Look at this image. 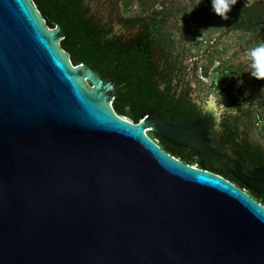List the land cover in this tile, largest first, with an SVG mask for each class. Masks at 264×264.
<instances>
[{"label":"water","instance_id":"95a60500","mask_svg":"<svg viewBox=\"0 0 264 264\" xmlns=\"http://www.w3.org/2000/svg\"><path fill=\"white\" fill-rule=\"evenodd\" d=\"M48 22L0 0V264H264V205L147 134L220 165L197 125L119 116L113 84L72 64Z\"/></svg>","mask_w":264,"mask_h":264},{"label":"flooded vegetation","instance_id":"af4514ba","mask_svg":"<svg viewBox=\"0 0 264 264\" xmlns=\"http://www.w3.org/2000/svg\"><path fill=\"white\" fill-rule=\"evenodd\" d=\"M159 1L52 0V4L63 3L72 10L68 21L81 31L74 36L76 46L72 56L68 53L69 59L72 64L89 66L104 84H113L115 95L111 106L119 116L125 115L134 123H141L145 119L154 121L160 114L168 124L182 128L197 125L199 135L192 143L200 144L202 151L215 153L220 165H227V169L219 164H208L191 145L172 143L153 128L147 134L161 147L160 141L163 140L172 149L194 157L199 168L223 176L264 205V94L262 92L255 100L247 94L242 68L231 61H224L222 53H219L215 55L219 63L216 68L222 70L229 66L232 69L227 84L222 85L233 91L224 94V98L215 96V105L212 106L213 94L210 91L213 88L205 85L197 72L198 69L203 72L205 68H211L213 60L202 65L197 61L210 49L205 50L201 44L196 46L197 40L202 38H193L196 27L203 25L207 43L209 38L214 40L216 29L222 28V33L227 36L243 41L259 40L257 48L264 43V25L259 21L251 24L246 17L239 23L229 20L237 12L238 4L247 8L251 6L244 0L232 4L228 19L211 11L212 0H204L207 10L197 6L190 13L181 7L176 8L178 0ZM262 2L259 3L261 12L264 11ZM91 11L93 15L89 17ZM211 13L214 19H209ZM98 16L102 19L97 23ZM46 18H49L48 26L61 27L58 20ZM211 20L214 21L213 28L209 24ZM177 25H184L185 30L173 29ZM135 28L139 32L134 40L126 41L118 35ZM261 82L264 83V79ZM87 86L93 88L88 83ZM207 94L210 95L206 98ZM130 104L137 107L135 117L126 112ZM215 108L220 111L219 115ZM116 109L124 113L119 114ZM182 139L184 143L188 141L187 137L182 136Z\"/></svg>","mask_w":264,"mask_h":264},{"label":"rangeland","instance_id":"374dc122","mask_svg":"<svg viewBox=\"0 0 264 264\" xmlns=\"http://www.w3.org/2000/svg\"><path fill=\"white\" fill-rule=\"evenodd\" d=\"M251 1L253 0H244V2L246 3L251 2ZM258 1L260 2L262 0H258ZM159 2H165V0H160ZM262 3H264V0ZM197 6H199L200 9L203 8V10H207L206 8L207 4L205 3L204 0H178V4L176 8L181 7L182 9L187 10V12L190 13V12L195 11ZM210 15L211 17H209V19H214V17H212L213 14L211 13ZM213 23L214 21L212 20L209 23L212 28H213ZM183 26L184 25H177V26H174L173 29H176V31H180V30L184 31L185 27ZM221 29L222 28L216 29V32L213 35L214 40L212 38L207 39L209 43L205 41L206 39L204 37H206V34H205L206 28H204L203 25H201L200 27H196L195 31H193V35H194L193 38L197 36L202 38V39L197 40L199 41V43H197L196 46H198V44L199 45L201 44V46H203L205 50L210 49V52L206 56L204 55L199 60L197 59V61H200L201 62L200 65H202V64H208L210 63L211 60H213V64L210 70L208 71L209 74L207 77L201 76L202 71L198 69L197 72L200 75L199 76L200 80L205 85L213 88V90L210 91L213 94L212 95L213 97L219 96L220 98H224L223 97L225 96L224 94L231 93L233 91L229 89L228 86L222 85L219 83V80H218L219 72H216L213 70V68H216L219 66V63L217 62L215 55L216 54L219 55V53H222L224 61H227V62L231 61L232 63L239 65L242 68L244 72L243 79L246 82V84L244 85L243 83V85L245 86V90L247 91V94L252 95V98L254 100L256 98H260V95H262V92L264 94V91H262V89H264V83L261 82V79H257L256 77H253L251 75V69L253 71V68H252L253 57L251 56V52L255 48V46H257V43L259 40H254L251 38L250 40L243 41V40H240V38L238 37H231V36L224 35ZM191 38L192 36L190 37V39ZM194 49H197V47H195ZM246 50L248 52L247 54H244L243 52ZM248 77H250V79H247ZM208 95L210 94H207L206 98L208 97ZM263 129H264V126H263Z\"/></svg>","mask_w":264,"mask_h":264},{"label":"trees","instance_id":"16d2710c","mask_svg":"<svg viewBox=\"0 0 264 264\" xmlns=\"http://www.w3.org/2000/svg\"><path fill=\"white\" fill-rule=\"evenodd\" d=\"M36 7L40 11L41 15L43 18H46V16H49L51 20H58L64 33L65 37L61 41L60 47L64 49L67 53H69L72 56L73 50H75V40L74 36L79 34V27L74 25L72 21H68L69 16L72 13V10L67 7L65 4L62 3V5H56L54 6L52 4V0H33ZM246 3V2H245ZM259 1L258 0H253L251 2H248L247 4L251 5L250 7H245V6H236L237 7V12L235 14H232L229 18L231 22L239 23L241 19L243 18H248L251 20V24L255 23L256 21H261V19L264 16V11L261 12L259 9ZM245 4V5H247ZM243 12L245 14L243 15ZM210 70V67L205 68L204 71L202 72L201 76H208V71ZM214 71L219 72V83L220 84H227L229 80V75L232 72V69L229 66H224V69L220 70L219 68H213ZM129 86L126 87L128 89ZM126 89L123 90L124 93H126ZM137 110V107L135 105H129L128 111L126 110L127 114H129L131 117H135V113ZM116 111L121 114L124 113L120 109H116ZM134 113V114H133ZM137 119V118H136ZM163 149H165L168 153L171 155L175 156L176 158L180 159L184 163H187L189 165L193 166H199L198 162L196 159L182 151L174 150L172 149L169 145H167L165 142L160 141ZM261 203V202H260Z\"/></svg>","mask_w":264,"mask_h":264},{"label":"clouds","instance_id":"9594fccd","mask_svg":"<svg viewBox=\"0 0 264 264\" xmlns=\"http://www.w3.org/2000/svg\"><path fill=\"white\" fill-rule=\"evenodd\" d=\"M237 0H212L211 11L215 14L228 19L227 13L231 11L232 4H235ZM253 57L251 75L257 79H264V43L259 47L254 48L251 52ZM264 91V89H262Z\"/></svg>","mask_w":264,"mask_h":264}]
</instances>
